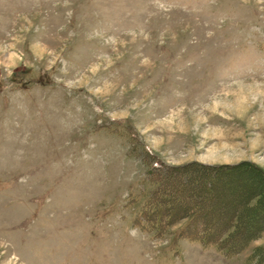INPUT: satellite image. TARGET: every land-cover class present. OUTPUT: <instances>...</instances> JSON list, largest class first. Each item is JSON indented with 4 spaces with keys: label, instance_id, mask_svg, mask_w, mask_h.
I'll return each instance as SVG.
<instances>
[{
    "label": "rangeland",
    "instance_id": "rangeland-1",
    "mask_svg": "<svg viewBox=\"0 0 264 264\" xmlns=\"http://www.w3.org/2000/svg\"><path fill=\"white\" fill-rule=\"evenodd\" d=\"M173 168L254 233L264 0H0V264H264L143 216Z\"/></svg>",
    "mask_w": 264,
    "mask_h": 264
},
{
    "label": "trees",
    "instance_id": "trees-1",
    "mask_svg": "<svg viewBox=\"0 0 264 264\" xmlns=\"http://www.w3.org/2000/svg\"><path fill=\"white\" fill-rule=\"evenodd\" d=\"M157 169V168H156ZM182 169H170L166 173V179L165 177L162 178V182H165L166 184H162L159 179L154 180L152 183L155 185V192L153 194V199L149 198L148 203L146 206H143V216L147 219L154 220L155 223L159 224L163 222L164 218L165 221L169 224L175 223L177 220H185L184 226L178 231L177 235L179 238H185L188 240H196L201 242L204 246H210L214 245L217 248H219L220 251L225 252L227 255H236L239 254L241 251H243L250 241L254 239V237H257L264 231V213H261V211L258 212V210L255 212L256 215V221L259 222V225H256L254 233H244L239 230V218L236 219V211L233 213L234 216L229 217V220L227 224H225L221 230H216L217 226L216 223L218 222L216 219H213V223L210 221V223H207L209 219V215L211 214V210L209 206L206 205L207 200H214L217 196V191L215 192L212 189V195L204 193L201 189L198 191V189L191 187H188L186 197L191 198L193 196V201L186 205L183 209H180L178 214L172 210V200L173 197L176 195H182V189L183 188H174L170 185L168 182V177L172 175H180V171ZM209 172V171H208ZM191 173V172H190ZM213 173H218L216 170H214ZM168 175V176H167ZM204 176V175H203ZM216 176V175H214ZM190 179H193V177L188 176ZM187 177V178H188ZM185 178L184 180H186ZM183 179V178H182ZM213 179H221L220 177H214ZM208 179L204 180L203 184H206ZM188 181V180H187ZM186 181V183H187ZM185 183V182H184ZM161 187V188H159ZM203 188V187H202ZM214 188V187H212ZM192 190H195L193 193ZM211 190V189H210ZM214 191V193H213ZM189 192V193H188ZM185 193V192H184ZM185 195V194H184ZM212 196V197H211ZM195 197V198H194ZM248 197H245V203L248 202ZM244 203V204H245ZM160 207L164 208L165 210L161 209ZM261 207L259 208V210ZM219 220V217H216ZM201 223L206 222L207 224H204L199 228V230L193 229L190 230V226L193 223ZM233 223V224H232ZM262 223V224H261ZM195 226V227H196ZM190 230V231H189ZM215 235V236H214ZM243 235V238L238 241V238ZM214 241V242H212ZM264 247H258L256 248L258 250H262ZM264 250V249H263Z\"/></svg>",
    "mask_w": 264,
    "mask_h": 264
}]
</instances>
